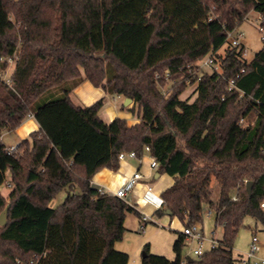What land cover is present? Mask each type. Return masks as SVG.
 Masks as SVG:
<instances>
[{"label": "trees", "instance_id": "trees-1", "mask_svg": "<svg viewBox=\"0 0 264 264\" xmlns=\"http://www.w3.org/2000/svg\"><path fill=\"white\" fill-rule=\"evenodd\" d=\"M252 12L263 46L247 61L228 35ZM209 54L220 72H203L196 99L183 100L187 68L198 71ZM13 57L7 84L2 74ZM86 81L132 99L128 112L136 108L140 123L106 122L103 98L76 103L73 92ZM30 114L39 129L8 153L3 133ZM147 147L158 173L175 179L157 215L170 211L190 227L209 206L222 230L219 246L187 264H235L245 218L264 227V0H0V215L10 204L0 264H128L116 244L127 214L140 213L92 180L117 170L120 154L141 158ZM176 233L174 260L146 244L142 264H182L186 239Z\"/></svg>", "mask_w": 264, "mask_h": 264}, {"label": "rangeland", "instance_id": "rangeland-1", "mask_svg": "<svg viewBox=\"0 0 264 264\" xmlns=\"http://www.w3.org/2000/svg\"><path fill=\"white\" fill-rule=\"evenodd\" d=\"M260 21H261V17L259 16V14L256 12H252L247 16V19L240 26H238V28L234 32L235 36H237L240 33L242 34V41L240 47H243L245 49L246 51L245 58L247 61H250L255 56V54L262 49L263 46V42H262L263 32H261L259 27ZM228 45H230V43H228ZM222 49H223L222 52H224L225 49L224 48ZM14 63L10 68H7L5 70V72L2 74V79H8V77L12 74ZM171 84L172 83L170 82V84L166 88H164L166 92L170 88ZM194 91H195V86L187 87L184 93L180 97L183 100L188 99L191 102H193L196 99V97L194 96ZM73 100H75L76 103L79 102L78 100H76L74 96H73ZM103 100L105 101L104 108L115 105L116 109L120 113L128 112L134 106V102L125 106L124 105L125 99L122 96L119 99L118 96H110L105 93L103 95ZM104 108L101 110V115L103 119L106 118L105 115H103ZM135 112H136V108L133 114L130 113L132 117L127 119L129 124H132L133 121L136 120ZM251 119L254 120V116L251 117ZM243 124H245V122ZM3 134H4L3 135L4 142L8 146L9 145L15 146L23 140L21 134L18 132L15 133H13V131L4 132ZM212 186L215 191V197H218L220 190L219 187L215 184V181L212 183ZM11 188L12 187L10 186L9 182H7L1 188L2 194L5 197H7V195L11 191ZM64 194L65 191L63 193H60L54 202L62 203L64 201L63 199ZM214 220H215L214 217L206 216L205 218H203L202 226L204 228V233L209 239H212V237L214 236L215 238L221 240L222 239L221 231L216 229ZM244 221H245L244 227L241 228L240 231L237 233L236 236L237 238L234 242L233 253H234V258L236 260L235 264H244L241 260L242 259L241 257L247 254L248 251L250 250V245L254 235L257 236L259 240L258 242L259 257L261 259H264L263 225L260 222L256 221L255 219H252L251 217H246ZM140 224L141 225L138 226L140 227L142 226V228L139 227L138 230L134 229L135 227L134 225V227L132 228L133 230L127 239L130 248L134 249L138 246V244L142 242L143 244L150 243L152 246V250H151L152 254L164 255L167 258L174 256L172 245L173 242L175 241V237L177 233H174L172 229H170L169 227H164L163 224L160 223L154 224L153 222L143 221L142 223L140 222ZM204 247L205 250L209 248V241H206L204 243ZM191 248L192 246L191 247L185 246L183 250L184 256L185 255H189L190 257L193 256L190 253ZM143 253L144 250L140 249L137 253L138 254L137 256L141 258L143 257Z\"/></svg>", "mask_w": 264, "mask_h": 264}, {"label": "crops", "instance_id": "crops-1", "mask_svg": "<svg viewBox=\"0 0 264 264\" xmlns=\"http://www.w3.org/2000/svg\"><path fill=\"white\" fill-rule=\"evenodd\" d=\"M104 94L105 93L102 89L95 87L93 84H91L88 81L82 83L73 92V96L76 98V100L79 101L78 103L87 106L92 105V103L97 101V99L103 98ZM118 98L120 99L121 96H118ZM103 112H104L103 115H105L106 117L104 118L106 122L114 120L115 118L118 117L123 119L124 118L128 119L132 117L130 112L120 113L116 109L115 105L105 107ZM107 117L109 120L107 119ZM38 129H39V124L36 121L35 117H30L27 120H25L17 129H15L13 133L15 132L20 133L24 140L30 137L31 132L37 131ZM2 142L6 147L14 146V145H9V146L6 145V143L4 142V137H2ZM119 162H120V166L117 170L114 171L111 169L110 170L103 169L99 171L97 174H95L93 177L94 179L92 180V186L94 188L102 187L109 190H117L122 186H124L126 184V181L130 178V176L138 170L145 177L141 181V183H139L134 188L132 192H129L127 199L125 200L126 203L131 205L134 209H136L140 213V217H137L132 213L127 214L124 223L127 231L124 235L123 241L116 244L117 250L122 251L130 256L128 264H142L143 257L139 258L137 256L138 255L137 253L140 249H144V246L146 244H149L150 252H151L152 250L151 244L150 243L143 244L142 242L138 244L136 248L133 249L129 247L127 239L130 236L134 225H135L134 229L137 230L139 229L140 226L138 225H141L140 222L142 223L143 212L151 214L153 216V219L149 222H153L154 224L160 223L166 225L167 222H169L170 218L167 215L158 216L157 212L158 210L163 209L162 206L163 201L161 198V194L165 189L173 185L175 179L174 177L168 176L167 174L158 173V170L157 171L152 170L150 168V161L148 155H144L142 157V162L128 155L123 160H119ZM148 184L149 185L152 184L155 186V194L146 193V186ZM65 196L66 195L64 194L63 199L65 198ZM54 205H57V203L54 202ZM173 220H174V225L177 228H180L181 221L177 217H174ZM140 228H142V226ZM217 230H220L222 235V230L220 228H218ZM173 232L176 233V231L174 230ZM174 258L175 255L173 257H170L169 259L174 260Z\"/></svg>", "mask_w": 264, "mask_h": 264}, {"label": "built area", "instance_id": "built-area-1", "mask_svg": "<svg viewBox=\"0 0 264 264\" xmlns=\"http://www.w3.org/2000/svg\"><path fill=\"white\" fill-rule=\"evenodd\" d=\"M234 32L235 31H232L229 33L228 41L231 44V46L240 47L241 41H242V34L240 33L237 36H235ZM7 61H8V67L7 68H10L13 65V63L15 62V59H14V57L8 58ZM196 65L199 67V70L197 71L194 66H189L187 68L186 78H184L188 87L195 86V91H194L195 97H196L197 86H198L200 77L203 74V72H209V73H213V72H217V71L220 72V65H219L218 61L216 62L213 54H209L208 56L203 58L201 61H199ZM10 76L8 77V79H4V81H6L7 84L10 83V80H9ZM194 76H197V77L195 78L196 80L193 81ZM157 77H158V75H157ZM167 78H169V75H167ZM171 83H174V82L171 81ZM232 89H233V82H231V87L229 88V91ZM162 91L164 94H167L165 89H162ZM28 117L29 118L33 117V115L30 114ZM137 123H140V119H138V118H136V120L133 121L132 124H137ZM17 148H18V145L6 147L8 153H10V154H15V152H18ZM149 152H150V149H149V147H147L145 150V153L141 156V158L138 157L135 152L125 153V154L122 153L119 156V160H123L128 155V156L133 157V158L137 159L138 161L142 162V157L144 155H148L149 161H150V168L152 170L157 171L159 168V162L156 161V159L153 156H151L149 154ZM144 178L145 177L143 176V174H141L140 171L138 170L130 176V178L126 181V184L124 186H122L121 188H119L117 190H109V189L99 187L98 190L101 194L114 195V196H117L123 200H126L129 192H132L134 190V188L139 183H141V181ZM146 193L155 194V186L152 184L151 185L148 184L146 186ZM236 200H238L237 194L232 196V201H236ZM261 205H262V208L264 210V203H262ZM165 215H167L170 218V220H169V222H167L166 225H163V226L169 227L170 229L183 234L185 239H186L185 240L186 246L187 247L192 246L190 253L193 256H191V257L189 255L183 256L182 262H181L182 264H187L191 258L202 257L204 255V253L207 252L208 249H212L214 247L219 246V239L215 238L214 236L212 237V239L207 238V236L204 233V228L202 226V223H196L194 225H190V227H189L186 224L181 222L180 228H177L174 225V220H176V219L173 220V218H171L168 214H165ZM206 216H208V217H214L215 216V211L209 206H206L204 211H203V218H205ZM152 219H153V216L151 214L143 212L142 222L143 221H146V222L151 221ZM206 241H209V248L205 250L204 243ZM258 242H259L258 237L254 235L252 242H251V245H250V250L248 251L247 254H245L241 257L242 258L241 260L244 264H264V259H261L259 257Z\"/></svg>", "mask_w": 264, "mask_h": 264}, {"label": "water", "instance_id": "water-1", "mask_svg": "<svg viewBox=\"0 0 264 264\" xmlns=\"http://www.w3.org/2000/svg\"><path fill=\"white\" fill-rule=\"evenodd\" d=\"M132 102H133L132 99H128V98H126V99H125V102H124V105L127 106V105H129L130 103H132ZM252 185H253V182H251V181H248V182L246 183V190H247V192H248L249 195L252 194ZM9 208H10V204H8V205L5 207V209L2 211V213H1V215H0V226H2V225H6V224H7V216H8V213H9V212H8ZM167 214L170 215V211H168ZM145 256H146V253L144 252V253H143V258H144Z\"/></svg>", "mask_w": 264, "mask_h": 264}]
</instances>
